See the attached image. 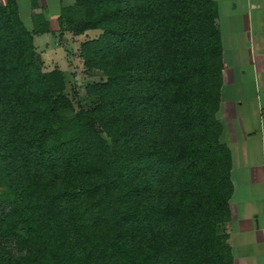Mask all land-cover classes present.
Segmentation results:
<instances>
[{
    "label": "trees",
    "instance_id": "trees-1",
    "mask_svg": "<svg viewBox=\"0 0 264 264\" xmlns=\"http://www.w3.org/2000/svg\"><path fill=\"white\" fill-rule=\"evenodd\" d=\"M34 1L30 0L34 7ZM213 0H76L90 110L42 70L15 0L0 4V264H233L231 153Z\"/></svg>",
    "mask_w": 264,
    "mask_h": 264
},
{
    "label": "crops",
    "instance_id": "crops-1",
    "mask_svg": "<svg viewBox=\"0 0 264 264\" xmlns=\"http://www.w3.org/2000/svg\"><path fill=\"white\" fill-rule=\"evenodd\" d=\"M15 1L21 19L28 20L27 28L35 13L49 22V31L34 36L35 43L37 37L53 33L51 21L53 34L59 37L60 11L76 0H35L34 7L30 0ZM213 1L218 8L215 25L221 35L224 65L217 119L223 127L220 141L229 149L232 164L227 243L233 264H264V0ZM234 1L240 6L238 20L229 28L226 21L223 25L222 7L230 5L235 12Z\"/></svg>",
    "mask_w": 264,
    "mask_h": 264
},
{
    "label": "rangeland",
    "instance_id": "rangeland-1",
    "mask_svg": "<svg viewBox=\"0 0 264 264\" xmlns=\"http://www.w3.org/2000/svg\"><path fill=\"white\" fill-rule=\"evenodd\" d=\"M234 4L235 12H232L230 5L229 8L228 5L222 7L223 25L226 21L229 28L234 27L238 20L236 17L239 14L240 6L237 5L236 1H234ZM230 14L232 17L228 19ZM22 19L25 26L28 27V20L24 16ZM51 23L52 32L54 33V21H51ZM53 33L39 36L35 39L34 45L42 59V70L51 71L57 69L63 72L65 77L64 94L73 103L76 110H90L94 107V99L88 96L87 86L105 81V77L100 71L88 70L84 67L83 60L80 57V46L88 39L97 38L100 33L98 31H87L81 36H73L69 32L63 34L62 37H58V35ZM41 50H45V52H41ZM224 95L228 96V92L226 91ZM247 96L249 95L247 94Z\"/></svg>",
    "mask_w": 264,
    "mask_h": 264
}]
</instances>
